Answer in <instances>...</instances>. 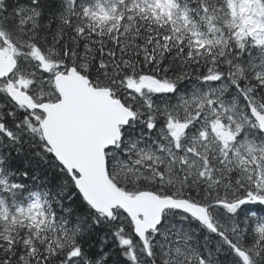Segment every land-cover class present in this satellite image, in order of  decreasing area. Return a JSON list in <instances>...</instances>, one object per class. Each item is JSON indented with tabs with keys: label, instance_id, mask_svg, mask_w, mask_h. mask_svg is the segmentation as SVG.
<instances>
[{
	"label": "snow or ice",
	"instance_id": "obj_1",
	"mask_svg": "<svg viewBox=\"0 0 264 264\" xmlns=\"http://www.w3.org/2000/svg\"><path fill=\"white\" fill-rule=\"evenodd\" d=\"M0 264H264V0H0Z\"/></svg>",
	"mask_w": 264,
	"mask_h": 264
}]
</instances>
